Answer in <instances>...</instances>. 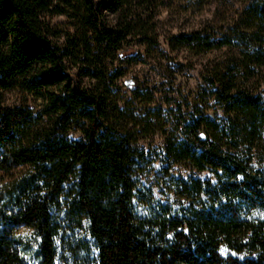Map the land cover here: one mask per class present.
<instances>
[{"label":"trees","instance_id":"trees-1","mask_svg":"<svg viewBox=\"0 0 264 264\" xmlns=\"http://www.w3.org/2000/svg\"><path fill=\"white\" fill-rule=\"evenodd\" d=\"M71 15L75 32L61 37L50 21ZM123 18L107 23L96 0H0V264H29L20 227L38 238V264H264V97L250 88L264 0L218 38H172L230 56L209 78L221 116L180 105L181 134L161 149L120 124L125 65L140 60L128 53L159 44L148 22ZM156 163L173 201L155 198ZM67 230L90 241L61 253Z\"/></svg>","mask_w":264,"mask_h":264},{"label":"rangeland","instance_id":"rangeland-1","mask_svg":"<svg viewBox=\"0 0 264 264\" xmlns=\"http://www.w3.org/2000/svg\"><path fill=\"white\" fill-rule=\"evenodd\" d=\"M251 1L96 0L107 23L117 24L123 21L124 14L130 12L136 19L150 24V36L159 42L155 47H132L128 54L140 56V60L125 65L127 75L117 96L118 106L123 113L120 124L136 130L143 145L161 149L169 139L180 136L175 117L180 105L183 109L188 108L192 114L221 116L222 112L210 96L209 78L227 61L230 52L221 49L200 53L197 47L178 46L172 38L191 33L218 38L235 24ZM105 5L111 10L106 9ZM74 17L53 18L50 21L52 28L61 37L74 34L75 22L71 19ZM255 73L256 77L251 80V91L264 97V66ZM173 169L175 174L181 173L184 177L190 174L185 166L176 165ZM150 178L152 185L159 186L152 188L155 198L163 203L173 201V195L168 197L164 194L171 177H167L161 163L154 165ZM16 236L25 261L38 264V238L34 230L20 227ZM77 239L90 241L86 232L67 230L58 241L60 252L65 250L64 242Z\"/></svg>","mask_w":264,"mask_h":264},{"label":"water","instance_id":"water-1","mask_svg":"<svg viewBox=\"0 0 264 264\" xmlns=\"http://www.w3.org/2000/svg\"><path fill=\"white\" fill-rule=\"evenodd\" d=\"M203 140H205V137L203 136Z\"/></svg>","mask_w":264,"mask_h":264},{"label":"snow or ice","instance_id":"snow-or-ice-1","mask_svg":"<svg viewBox=\"0 0 264 264\" xmlns=\"http://www.w3.org/2000/svg\"><path fill=\"white\" fill-rule=\"evenodd\" d=\"M242 179V178H241Z\"/></svg>","mask_w":264,"mask_h":264}]
</instances>
